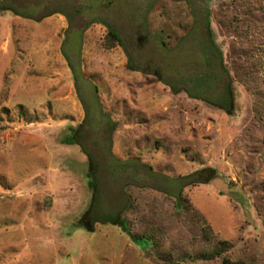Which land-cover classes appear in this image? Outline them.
<instances>
[{"label":"rangeland","instance_id":"374dc122","mask_svg":"<svg viewBox=\"0 0 264 264\" xmlns=\"http://www.w3.org/2000/svg\"><path fill=\"white\" fill-rule=\"evenodd\" d=\"M223 257L264 264V0H0V264Z\"/></svg>","mask_w":264,"mask_h":264},{"label":"trees","instance_id":"16d2710c","mask_svg":"<svg viewBox=\"0 0 264 264\" xmlns=\"http://www.w3.org/2000/svg\"><path fill=\"white\" fill-rule=\"evenodd\" d=\"M8 8V7H7ZM209 15V14H208ZM207 23L209 24V18L207 19ZM208 28V33L210 34V36L212 37V32L210 30V26L207 25ZM106 38L108 39L107 42H111V45L113 44H118V45H123V40L122 38L111 28L107 27V36ZM212 46L214 49H216V51L219 54V62L222 64V52L221 50L218 48V46L215 44L214 40H211ZM164 44V43H163ZM131 66V64H130ZM223 68V67H222ZM225 71H227L225 68L223 69ZM223 74L226 75L227 79L225 81V86H224V92L221 95H218L216 97L213 96H208V97H204V96H195L189 93V95H192V97H196L199 98L200 100L205 101V103H208L209 105H213L217 108H220L222 110H224L226 113L230 114L232 113L233 107H234V96H233V91H232V83H231V79L230 76H228L227 73L222 72ZM195 87H202V85L204 83L207 82L206 76L201 75V76H197L195 78ZM184 88V87H183ZM177 90V89H175ZM174 90V91H175ZM186 91V89H185ZM188 94V92H187ZM65 143L68 144H72L75 142L74 138H68L64 140ZM212 173L210 174V177H212L213 175H215L216 171L214 169H211ZM86 177H87V181L90 187L94 188L95 187V182L93 181V171L92 169H90L87 173H86ZM207 178V179H208ZM206 179V180H207ZM197 181L194 182H189V184H193ZM182 195V190H180L178 192L177 196H174V200H175V206L177 208V210L182 208V205L184 204V199H182L181 197ZM88 214V212H86V214L82 215L81 218L78 220V226H83L85 229H91L89 228V225H87L86 222H84V217ZM92 223L97 222L98 220L96 219H92ZM84 222V223H83ZM99 222L102 223H110L112 225H114L115 227L121 229L126 235H130V231L129 228L124 220V218H121V213H117L116 215H107V218L105 220H101ZM208 236V235H207ZM133 242L138 245L140 248H146L149 244L150 241L146 238H144L143 236H131ZM227 250V243L226 242H220L218 247H216L215 249H213V251L210 254L204 255L206 259H212L214 257L220 256L223 254L224 251ZM222 264H243L242 262H232L231 260H229L227 257H223L222 258Z\"/></svg>","mask_w":264,"mask_h":264}]
</instances>
